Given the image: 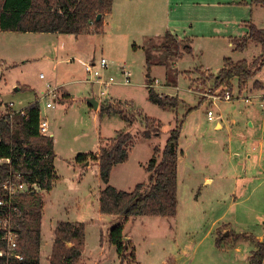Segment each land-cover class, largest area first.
I'll list each match as a JSON object with an SVG mask.
<instances>
[{"label":"rangeland","instance_id":"374dc122","mask_svg":"<svg viewBox=\"0 0 264 264\" xmlns=\"http://www.w3.org/2000/svg\"><path fill=\"white\" fill-rule=\"evenodd\" d=\"M141 1L115 0L101 34L0 32V109L13 104L21 111L38 102L55 144L58 180L51 193L36 189L44 200L41 264H49L46 256L58 222L85 225L81 264H121L115 248L106 240L100 242L116 223L123 224L129 255H134L124 264H249L264 242V92H256L263 85L253 83H264V67L242 90L237 81L223 86L233 89V101L212 102L211 96L220 90L215 75L225 59L252 62L261 56L262 48L254 41L243 51L231 44L245 36L250 24L264 29V5L237 0L238 9L211 6L213 14L227 16L226 24L206 22L202 28V23L186 35L181 28L183 37L177 40L159 29L161 9L141 12ZM183 8H173V14L184 11L195 24L201 13ZM152 31L148 45L141 33ZM228 35L234 38L229 40ZM164 49L171 50L167 57L155 53ZM83 58L95 60V70H101V59L107 60L102 74L116 83L92 85L95 79L86 72ZM123 67L132 74L129 85L122 84ZM147 75L156 80L152 82L156 94L178 100L176 108L164 110L150 102ZM48 85L67 95L54 103L53 110L46 109ZM90 99L99 108H119L134 117V123L129 125L121 115L101 114L99 108L95 111L88 105ZM209 111L217 117L214 122L208 120ZM146 117L160 126L158 134L157 125L146 128ZM177 126L181 156L176 217L101 218L98 199L104 185L96 161L91 158L82 166L75 163L76 157L98 156L101 146L130 133L134 146L129 159L113 169L110 180V186L130 192L138 184H149L146 167L154 150L164 148ZM146 129L150 138L143 136Z\"/></svg>","mask_w":264,"mask_h":264},{"label":"trees","instance_id":"16d2710c","mask_svg":"<svg viewBox=\"0 0 264 264\" xmlns=\"http://www.w3.org/2000/svg\"><path fill=\"white\" fill-rule=\"evenodd\" d=\"M264 5V0H257ZM113 0H0V32L19 34H58L76 37L101 34L104 18L111 14ZM98 16H102L97 21ZM92 30V31H91ZM94 30V31H93ZM254 41L262 48V54L252 62H234L224 60V66L215 77L219 87L238 83L239 90L244 89L264 67V29L248 26L244 38L234 41L236 51L246 49ZM188 51L190 48L186 46ZM149 65V63L147 64ZM149 100L161 109L169 110L178 106V100L167 95L156 94L152 89L154 82L149 75L146 78ZM67 97L64 96V99ZM63 99V97H62ZM58 101V100H57ZM90 106V105H89ZM91 107V106H90ZM100 113L117 114L132 125L134 117H128L119 108L100 106ZM146 128L157 125L155 120L145 118ZM40 107L38 102L24 110V114H15L12 118L1 116L0 119V160L9 163L0 164V218L9 217L18 235L17 252L21 261L14 264H41V225L43 220L44 200L42 194L30 191L25 195L11 198L4 190L9 182L16 185H35L41 192L50 193L58 180L55 169L56 154L54 140L39 133ZM160 126L156 127V134ZM152 133L147 129L145 138ZM181 127L177 126L169 134L162 150L155 149L153 159L146 167L149 184H138L130 191H119L110 186L113 169L129 159L134 146V137L130 133L120 134L99 148L98 156L78 155L75 163L84 166L94 158L99 169V177L104 188L99 194V213L105 217H161L174 218L178 209V166L180 152ZM4 233L0 231V250L6 248ZM108 246L114 247L121 264L134 258L129 255L130 244L124 235L122 223L114 224L106 237L101 236ZM86 247L85 225L82 223L59 222L54 230V244L49 264H81ZM264 242L249 258V264H263ZM0 264L3 260L0 259Z\"/></svg>","mask_w":264,"mask_h":264},{"label":"crops","instance_id":"0c3cea01","mask_svg":"<svg viewBox=\"0 0 264 264\" xmlns=\"http://www.w3.org/2000/svg\"><path fill=\"white\" fill-rule=\"evenodd\" d=\"M132 1H134V0H127L128 3H131ZM181 3H184V4H181ZM240 4L241 3H239V2L237 3V0H214L212 3L209 0H142L140 2V4H139L138 8L140 9L141 12L143 11L142 9H144V10H148V9H152V8L153 9H161V13L157 12V15H158L157 16V20L161 21L159 23V25H160L159 29L163 33H166V37L169 36L170 38L172 37L174 39L179 40V38L183 37V36H180L181 35L180 34L181 33V28L182 29L184 28V33L183 34L186 35L188 33V31L190 32L191 30L196 29L202 23H203L202 24V28L205 27V23L206 22L217 23V24L219 23V24H222V25L226 24L227 16H222L220 13L213 14L212 11L210 10L211 6H212V8H214V10H219L222 7L226 8V9H228V8H230V9H233V8L238 9L237 6L240 5ZM114 5H115V0H113V8H114ZM179 5H182V9H184L183 7H188L190 9H193L196 12H200L201 13V15L198 16V20L195 22V24H193L191 19H189L186 16L187 14L184 11L182 13V12H179V11L175 10V14H173V12H174L173 8L177 9V7ZM172 6H176V7H172ZM179 9L180 8H178V10ZM162 12H164V14L162 15L163 18H161ZM110 15H112V14H109V15H107L104 18V25H105V19L107 17H109ZM171 24L174 25L175 27L173 28L171 26ZM227 33H229V32H227ZM247 33L245 32V36H246ZM141 35H143L144 40H146V44L148 43V45H149L150 41H151V40H149L150 39L149 37L153 35V31L150 32L149 34H146V33L142 32ZM229 35H233V34L230 33ZM233 36H229L228 39L230 40V39L234 38ZM245 36H242V38H244ZM159 37L161 38V35ZM240 39H241V36H240ZM236 40H238V38H236ZM232 46L234 47V45L231 44V47ZM135 49H138V47H135ZM164 50L158 51V52L155 51V53L163 54L164 56L167 57L168 56L167 53L170 54L171 50H169V49H164ZM83 59L87 61L86 63L84 62L85 65L88 62H91V61H92V64L94 66L97 65L96 61L93 60V59H90V58H83ZM159 64L161 65V62ZM223 66H224V62H223ZM122 69L127 70L124 67L121 68V71H122ZM128 72L131 74L130 71H128ZM219 72H218V74H219ZM209 74L210 75H215V74H212V73H209ZM131 76H132V74H131ZM215 76H218V75H215ZM90 80L92 81V79H90ZM153 81L156 82V80H153ZM256 81L263 85L262 86V90H259V91H256V92H259V93L260 92H264V83L260 82L258 80H254L253 83L255 84ZM89 83H91V82L89 81ZM93 84H96V83H94V81H92V85ZM59 92H61V91L59 90ZM64 96H66V94L60 93V98L61 99L59 98V100H62V97L64 98ZM216 128L218 130L221 129L222 128V124L218 123L216 125ZM49 137L53 138V135H49ZM55 169H56V167H55ZM98 204H99V202H98ZM100 217L102 218V217H105V216L100 215ZM43 219H44V217H43ZM42 223H43V220H42ZM54 230H55V228H54ZM52 244H54V239H52ZM52 248H53V245H52V247L50 246V250L47 252L46 261H48V262H49V259H50L51 253H52ZM41 253H42V245H41Z\"/></svg>","mask_w":264,"mask_h":264},{"label":"built area","instance_id":"2783aa9c","mask_svg":"<svg viewBox=\"0 0 264 264\" xmlns=\"http://www.w3.org/2000/svg\"><path fill=\"white\" fill-rule=\"evenodd\" d=\"M95 67L93 64H86L85 69L86 72L89 74L91 78H94V83L99 84L103 87H107L109 85L115 84L116 81L113 78L105 79L102 72L107 70L108 68V62L105 59H101L100 61V69L101 70H95ZM123 74V80L122 84L129 85L131 83V74L125 70L122 69ZM220 90L216 92L215 95L211 96L213 101H233L234 100V94L233 89L231 88H224L220 87ZM60 89L56 87H52L50 85L47 86V90L45 93V97L48 102L46 104V109H55L54 103L59 100L60 98ZM222 92V94L220 93ZM238 99V98H237ZM13 104H9L6 109L2 108L0 109V119L1 116H7L12 118L15 114L21 113L24 114V110L21 111H15ZM208 120L211 122H214L217 120V117L214 116L212 111H209L207 113ZM39 133L42 136H49V123L47 118L43 119L40 113V123H39ZM9 160H0V164L2 163H9ZM37 186L33 185L31 187L20 184L16 185L12 182H9L4 186V190L8 193V197L11 198L16 195H25L28 194L30 191H36ZM0 206H3V202L0 201ZM0 231L4 233L3 241L6 243V248L0 250V259L3 260V264H14L16 261H21L22 257L18 254L17 248H18V235L14 230V225L12 223V220L9 217H2L0 218Z\"/></svg>","mask_w":264,"mask_h":264},{"label":"water","instance_id":"95a60500","mask_svg":"<svg viewBox=\"0 0 264 264\" xmlns=\"http://www.w3.org/2000/svg\"><path fill=\"white\" fill-rule=\"evenodd\" d=\"M102 19V16H98L97 21H100ZM88 104L95 110H98L99 103L95 99L88 100Z\"/></svg>","mask_w":264,"mask_h":264}]
</instances>
